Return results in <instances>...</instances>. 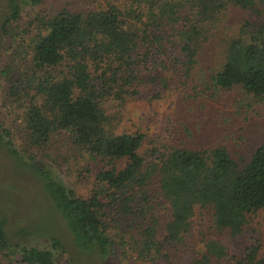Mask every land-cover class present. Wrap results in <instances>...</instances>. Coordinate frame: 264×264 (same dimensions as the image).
I'll return each instance as SVG.
<instances>
[{
  "label": "trees",
  "instance_id": "obj_1",
  "mask_svg": "<svg viewBox=\"0 0 264 264\" xmlns=\"http://www.w3.org/2000/svg\"><path fill=\"white\" fill-rule=\"evenodd\" d=\"M229 7L246 14L233 37L223 39L211 79L221 90L238 86L264 104V0H104L87 3L83 10L66 5L53 12L42 9L27 19L25 32H32L24 45L30 63L26 88L6 76L9 64L1 69L13 99L26 97L24 150L59 142L84 151L99 161L96 184L87 195L77 194L40 158L12 147L1 121L0 142L35 176L79 251L105 256L126 235L136 256L168 259L169 249L186 247L188 216L198 206L208 213L197 244L199 257L222 264L227 251L218 236L241 234L264 205V139L245 153L231 152L224 141L194 144L192 125L182 112L200 123L202 114L196 112L204 103L182 98L139 152L146 132L117 130L122 107L112 110L107 104L115 99L122 105L136 91L128 86L143 74L154 80L159 73L164 83L170 76L187 77ZM6 8L0 29L13 36L21 6L6 0ZM121 159L124 164L116 169ZM165 208L171 214L167 220ZM50 244L61 248L55 237ZM6 245L0 215V249ZM257 251L258 243H250L223 264H264ZM20 253L27 264H54L50 248L21 246ZM191 260L194 264L198 258Z\"/></svg>",
  "mask_w": 264,
  "mask_h": 264
},
{
  "label": "rangeland",
  "instance_id": "obj_2",
  "mask_svg": "<svg viewBox=\"0 0 264 264\" xmlns=\"http://www.w3.org/2000/svg\"><path fill=\"white\" fill-rule=\"evenodd\" d=\"M17 1L21 6V18L17 21L16 34L9 36L0 29V121L9 130L12 147L20 153L27 152L40 158L77 194L85 196L96 184L98 159L68 144L61 146L59 142H47L41 148L24 150L27 141L21 112L26 97L21 99L17 94V99H13L10 81L1 73V69L9 64L11 70L6 76L13 79L19 87L26 88L24 78L29 71L30 63L25 57L24 45L29 40L28 34L32 32L31 30L25 32L26 21L30 15L42 9L53 12L63 5L74 10H83L87 3L91 6L101 5L104 0H42L39 4H31L28 0ZM6 11V0H0V21ZM245 14L243 10L235 7L226 9L218 34L205 43V49L198 55L187 77L170 76L164 83L161 82L159 73L154 80L143 74L140 80L128 86L136 91L126 96L122 105H116L118 102L115 99L107 100L112 110L122 107L117 130L123 128L146 132L139 152L145 148L147 138L160 128L165 115L176 110L182 98L187 102L193 103L199 99L204 103L203 108L196 112L202 114L200 123L190 119L188 112H184L186 110L182 112L184 118L192 125L194 144L224 141L231 152L245 153L264 139V104L253 100L238 86L231 90H221L214 86L211 79L213 65L219 61L223 53V39L233 37L239 20ZM28 90L32 91L30 88ZM123 164V159L116 160V169L121 168ZM0 215L5 218L7 238V245L0 249V264H27L21 259L20 248L29 245L50 248L54 255V264H191L192 258L193 260L198 258L194 264H207L199 257L197 244L201 232L206 231L208 213L198 206H194L188 216L189 231L186 235L187 242L184 244L186 247L169 249L168 259L151 258V253L136 256L134 242L126 235L125 242L113 245L105 256L79 251L73 245L63 220L52 210L35 176L20 166L14 156L8 154L6 145L2 142H0ZM162 216L167 220L171 216L170 210L165 208ZM52 237L58 240L61 248H54L50 244ZM218 239L227 251L226 256L220 259L222 264L232 259V256L240 255L244 248L253 242L258 243L257 254L264 255V205L251 215L241 234L232 237L223 233ZM165 246L170 247L168 244Z\"/></svg>",
  "mask_w": 264,
  "mask_h": 264
}]
</instances>
